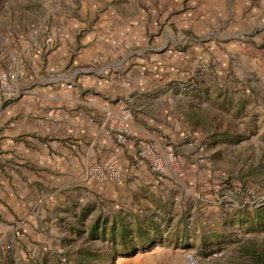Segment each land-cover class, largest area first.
<instances>
[{
	"label": "rangeland",
	"instance_id": "rangeland-1",
	"mask_svg": "<svg viewBox=\"0 0 264 264\" xmlns=\"http://www.w3.org/2000/svg\"><path fill=\"white\" fill-rule=\"evenodd\" d=\"M150 1L153 0H0V18L9 21L0 23V31L16 23L19 25L16 31L20 33L15 34L18 50L0 73L17 74L22 95L23 79L38 82L46 73L37 70L25 76L23 53L45 57L63 46L68 57L74 58L84 45L86 33L94 29L104 11L116 9L123 16L145 11L150 15L147 27L158 26L161 34L164 25L185 21L184 15L195 19L204 3V0H155L157 5L163 2L165 11L169 9V19L164 22L160 13L151 22L155 18L154 11H149L153 9ZM241 2L238 16L225 22L223 18H216L202 34L187 25L174 26L172 30L185 36L181 43L186 44L212 40L234 41L242 46L253 44L259 60L254 70L258 85L245 88L244 94L255 95L257 106V97L264 98V0ZM155 45L152 40L137 41L127 46L119 57L90 66L88 70L102 72L109 67L118 68ZM71 67L73 64L57 74L66 78ZM73 69L87 71L85 66ZM211 69H217L213 61H202L195 70L179 74L169 89L176 94H193L199 89L201 73ZM221 75L226 82L230 76L236 78L231 70ZM189 82H194L196 87L182 90L180 84ZM229 86L232 94L238 93L239 89ZM120 102L133 113L127 99L119 97L113 102L116 110L108 115L117 113ZM209 112V119L198 113L192 116V126L182 131L183 144H189L188 147L175 146L169 134L161 138L160 144L137 139V142L144 139L154 143L161 152L174 151L184 171L183 178L173 172L158 174L146 166L153 174L185 182L184 187L175 191L178 199L165 195L167 200L161 197L157 200L141 193L135 199L130 200L127 195L120 200L96 192L93 198L83 197L85 200L81 203L76 200L70 214L56 218L50 213L38 230L46 240L36 238L27 229L28 216L13 218L0 212V264H186L188 254L197 258L195 264H264V113L255 109L248 116L244 110L224 108L219 119L214 104ZM108 115L99 122L106 137L109 136L103 133L102 124ZM219 127L224 129L223 134L215 131ZM98 161L110 160L95 162ZM180 191L184 193L182 196L178 195ZM54 222L56 230L52 231L49 227Z\"/></svg>",
	"mask_w": 264,
	"mask_h": 264
},
{
	"label": "crops",
	"instance_id": "crops-1",
	"mask_svg": "<svg viewBox=\"0 0 264 264\" xmlns=\"http://www.w3.org/2000/svg\"><path fill=\"white\" fill-rule=\"evenodd\" d=\"M222 1L204 0L195 19L184 15L185 21L164 25L161 34L158 26L155 29V26L147 27L150 18L147 12L123 16L111 9L100 14L74 58L73 55L68 57L63 46L45 57L24 52L25 76L37 70L46 73L38 82L32 78L23 79L24 91L17 98L0 97V212L13 218L28 216L27 229L36 238L46 240L38 230L50 213L56 218L70 214L76 200L81 203L85 200L83 197L93 198L96 192L120 200L127 195L130 200L135 199L141 193L157 200L159 197L167 200L165 195L178 199L175 191L184 187V181L153 174L147 166H132L137 139L160 144L161 138L169 134L175 146L188 147L189 144H183L182 131L192 126V116L197 113L209 119L212 104L219 119L224 108L244 110L248 116L255 109L264 113L262 96L257 97L260 107L255 106V95L244 94L245 88L258 85L254 70L259 60L253 44L242 46L239 42L219 40L186 44L181 43L185 36L172 30L174 26L187 25L195 33L202 34L216 18H223L225 22L238 16L242 0ZM150 3L153 9L149 11H154L155 18L151 22L156 21L160 13L164 22H168L169 9L165 11L163 2L157 5L153 0ZM210 9L215 12L211 13ZM3 19L0 18L1 24L9 22ZM17 27L15 23L5 26L6 31H0V71L18 50L15 34L20 33ZM149 40L156 47L123 66L109 67L102 72L88 70L90 66L119 57L127 46L137 41L146 43ZM170 43L171 48H168ZM164 48L168 49L164 51ZM206 60L213 61L217 69L201 73L200 86L195 93L176 94L169 89V84L179 74L195 70ZM70 64H73L72 71L66 78L57 74ZM80 66H85L87 71L75 72L73 68ZM192 67L194 69H190ZM230 70L236 78L230 76L226 82L221 73ZM70 81L74 87L67 89ZM228 84L239 89L238 93L232 94V86ZM119 97L127 99L134 113L133 135L126 146L104 136L99 126L101 119L116 110L113 102ZM215 131L223 134L224 129L219 127ZM223 142L220 141L222 145ZM97 160L116 162L123 171V181L88 182L86 170ZM182 194L183 191L178 193ZM49 228L55 231V222Z\"/></svg>",
	"mask_w": 264,
	"mask_h": 264
},
{
	"label": "built area",
	"instance_id": "built-area-1",
	"mask_svg": "<svg viewBox=\"0 0 264 264\" xmlns=\"http://www.w3.org/2000/svg\"><path fill=\"white\" fill-rule=\"evenodd\" d=\"M73 82L66 84L67 89H72ZM182 90H191L196 87L194 82L180 84ZM21 95V89L17 74L12 71L0 73V97L7 100L15 99ZM133 113L123 102H120L117 113L108 115L102 124L103 133L109 137H114L121 146H126L133 134L132 130ZM134 167L148 165L152 171L158 174L173 172L175 176L183 178L184 171L181 169L176 154L172 149L161 152L152 142L139 139L137 147L132 155ZM86 178L90 181L104 182L112 181L119 183L122 181L123 173L120 166L112 161H98L90 164L86 171ZM186 264H195L197 258L193 254H188L185 259Z\"/></svg>",
	"mask_w": 264,
	"mask_h": 264
}]
</instances>
